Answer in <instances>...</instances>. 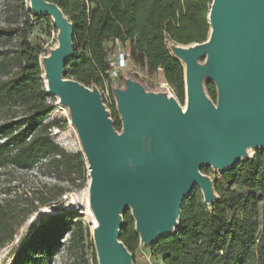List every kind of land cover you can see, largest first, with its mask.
Wrapping results in <instances>:
<instances>
[{"label": "water", "instance_id": "1", "mask_svg": "<svg viewBox=\"0 0 264 264\" xmlns=\"http://www.w3.org/2000/svg\"><path fill=\"white\" fill-rule=\"evenodd\" d=\"M30 3L34 15L52 14L59 29V44L42 60L43 79L47 92L69 107L88 160L100 264H132L120 240L127 210L140 241L152 245L175 232L195 188L207 206L218 199L203 166L223 172L250 158L249 150H264V0H213L209 38L174 47L186 66L185 109L174 98L148 95L137 80L114 89L121 132L99 88L63 76L73 54L72 21L55 3ZM204 76L217 87V103L203 88Z\"/></svg>", "mask_w": 264, "mask_h": 264}, {"label": "trees", "instance_id": "2", "mask_svg": "<svg viewBox=\"0 0 264 264\" xmlns=\"http://www.w3.org/2000/svg\"><path fill=\"white\" fill-rule=\"evenodd\" d=\"M46 1L57 4L74 26L73 54L64 77L87 87H102L111 79L105 42L119 41L127 46L130 62L147 76L162 77L184 101V66L171 52L168 41L183 45L206 41L213 0ZM29 13L33 14L31 10ZM8 34L0 30V38ZM43 52L40 45L23 35L17 51L0 59V112H4L0 168L29 170L46 160L50 172L64 171L82 179L87 171L83 153L68 152L56 144L50 133L52 126L46 123L56 104L43 79ZM13 66L18 69L14 74ZM216 88L208 79L206 92L214 102ZM114 126L122 130L120 119ZM201 171L205 172L204 166ZM214 186L216 201L207 206L202 192L195 188L184 200L175 232L151 245L153 252L162 256L163 264H264V150L221 172ZM52 190L49 198H0V252L15 240L32 213L55 202L64 192L57 185ZM124 221L120 240L132 251L140 236L129 210ZM73 224L69 210L49 214L10 264H50L53 252L62 245V235L71 231Z\"/></svg>", "mask_w": 264, "mask_h": 264}, {"label": "rangeland", "instance_id": "3", "mask_svg": "<svg viewBox=\"0 0 264 264\" xmlns=\"http://www.w3.org/2000/svg\"><path fill=\"white\" fill-rule=\"evenodd\" d=\"M29 11L30 0H0V30L9 32L7 36L0 38V59L7 55L12 56L17 51L23 35H26L31 42L43 48L42 60L48 56V52L59 44V29L55 26L53 18L50 16L36 18ZM168 46L173 53L175 46L188 47L190 44L183 45L168 41ZM105 47L108 49L109 58L119 52H127V46L118 41L105 42ZM180 61L184 66L185 79L186 66L182 60ZM199 62L204 64L206 57L200 58ZM11 69L13 74L18 70L15 66ZM127 79L141 82L148 95L163 94L176 99L183 108L187 105L186 83L185 99L181 102L176 95L175 88L170 83L164 81L159 75H145L139 66L129 62V67L119 78H111L99 88L105 109L109 112L113 121L117 119L121 121L119 103L114 89H126ZM207 80L208 77L204 76L203 88L205 91ZM54 97L56 109L46 121L47 124L52 126L50 129L51 137L56 144L66 151L83 153L87 171L82 179L77 178L75 174L70 176L64 171L50 172L45 165L46 160L41 161L29 170H20L12 166L0 168V198L2 199L15 195H21L24 199H26V196L30 198L39 196L49 198L52 195L54 185L64 189V192L55 202L42 206L27 218L19 228L15 240L1 250L0 264H10L14 255L42 220L49 214L61 210L73 212L74 224L71 231L62 235V245L53 252L50 264H100L94 237L98 220L91 206V178L88 171V160L77 128L71 121L69 107L61 104L57 96ZM3 115L4 112L1 111L0 123L4 118ZM252 150L254 153L257 151L256 149ZM254 153H250V156L253 157ZM204 167L205 172L203 173L212 180L220 176L221 172L214 166ZM72 179L73 181H71ZM129 212L132 215L131 209H129ZM129 251L132 254V264H163L162 256L154 253L151 245H145L142 241H139V244L132 251Z\"/></svg>", "mask_w": 264, "mask_h": 264}, {"label": "built area", "instance_id": "4", "mask_svg": "<svg viewBox=\"0 0 264 264\" xmlns=\"http://www.w3.org/2000/svg\"><path fill=\"white\" fill-rule=\"evenodd\" d=\"M119 42V41H118ZM109 76L110 78H119L129 67V55L127 52H119L109 58Z\"/></svg>", "mask_w": 264, "mask_h": 264}, {"label": "bare ground", "instance_id": "5", "mask_svg": "<svg viewBox=\"0 0 264 264\" xmlns=\"http://www.w3.org/2000/svg\"><path fill=\"white\" fill-rule=\"evenodd\" d=\"M31 4V3H30ZM52 18L54 17L52 14L50 15ZM186 107H184V109H185ZM250 153L252 154V153H254L253 152V150H249V156H250ZM254 155V154H253ZM251 157V156H250ZM45 210V209H44ZM47 210V209H46ZM49 211V210H48ZM98 224V223H97Z\"/></svg>", "mask_w": 264, "mask_h": 264}]
</instances>
